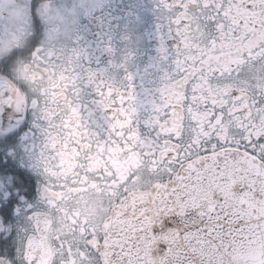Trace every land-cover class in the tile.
I'll return each instance as SVG.
<instances>
[{"label":"snow or ice","instance_id":"1","mask_svg":"<svg viewBox=\"0 0 264 264\" xmlns=\"http://www.w3.org/2000/svg\"><path fill=\"white\" fill-rule=\"evenodd\" d=\"M36 8L0 0V264H264V0H159L168 70L144 103L62 42L74 13L45 3L42 41ZM141 181L154 223L89 227V196Z\"/></svg>","mask_w":264,"mask_h":264},{"label":"flooded vegetation","instance_id":"2","mask_svg":"<svg viewBox=\"0 0 264 264\" xmlns=\"http://www.w3.org/2000/svg\"><path fill=\"white\" fill-rule=\"evenodd\" d=\"M36 3V20L39 21L42 41L47 38L50 30V20L44 10L45 3L61 14L74 13L69 37L66 39L62 36V42L81 49L87 67L115 77L125 86L128 84L126 75L131 73V83L137 99L142 103L155 96L161 77L168 70V60L160 51L164 32L159 0H36ZM165 48H170V45L165 43ZM92 99V93L86 90L84 104L91 105ZM84 114L87 117V111ZM97 116L102 119L103 113L97 112ZM129 188L132 186L129 185ZM150 189L146 182L141 181L135 189L129 191L128 198ZM128 198H125V202ZM89 199L91 203L84 209V218L91 229L103 234V226L111 213L125 202L116 205L107 196H89ZM80 255L85 264H95L96 258L90 254L89 249L84 248Z\"/></svg>","mask_w":264,"mask_h":264},{"label":"water","instance_id":"3","mask_svg":"<svg viewBox=\"0 0 264 264\" xmlns=\"http://www.w3.org/2000/svg\"><path fill=\"white\" fill-rule=\"evenodd\" d=\"M116 213L115 217L110 216L103 226V232L105 231L106 226L109 223V220L118 221L119 217L123 215V213L127 212L128 216L125 218L129 225L135 227H139L136 224V220L133 219V213H135L136 217L145 216L146 218V226H148V222L154 223V217L156 215V204L155 197L152 193V190L146 192H139L131 195L127 201L120 206L118 209L114 211ZM140 236L137 241L138 251L146 250L147 245L145 244V237L141 236L138 232L136 233Z\"/></svg>","mask_w":264,"mask_h":264}]
</instances>
